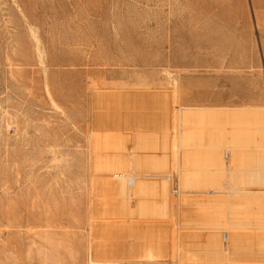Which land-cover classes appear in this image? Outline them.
<instances>
[{
	"label": "rangeland",
	"instance_id": "obj_1",
	"mask_svg": "<svg viewBox=\"0 0 264 264\" xmlns=\"http://www.w3.org/2000/svg\"><path fill=\"white\" fill-rule=\"evenodd\" d=\"M197 110L200 112L195 113ZM190 114L194 119L188 118ZM198 114L203 116L195 117ZM190 120L197 122L191 125ZM245 120L253 135L245 128ZM261 120L264 123V0H0V264H181V247L186 242L200 264H264L255 243L256 209L251 192L256 191V185L250 184L251 178L245 180L250 176L244 174L249 167L242 169L252 166L249 170L254 173L264 164V141L259 146L264 140ZM236 123L240 124L238 130ZM255 124L257 127L251 126ZM126 125L131 128L126 144L132 150L128 174L144 175L141 179L147 186L143 193L129 196L128 205L117 207L116 214L110 205L112 194L102 182L108 179L104 166L109 148L105 145L97 155L94 140L97 133H107L101 132L104 126L106 131H121ZM225 132H233V139ZM246 134L252 138H245ZM135 135H143L149 142V152L142 154L136 149ZM185 137L187 142L188 137H195L190 141L197 147L190 141L185 144ZM259 137L263 139L259 141ZM197 138L210 143L206 146L203 141L205 146H201ZM235 138L238 144L229 147L226 141ZM235 144L245 147L238 149ZM184 146L190 148H186L188 155L193 154L185 166L193 168L185 173L178 160ZM255 149L261 150V155L256 157ZM237 150L244 155H237ZM194 153L200 155L199 160L194 161ZM201 156L206 157H202L203 166L209 157L214 159L202 168ZM247 156L259 163L249 165ZM239 157L245 162L240 166L234 162L236 169L233 158L239 163ZM216 158L222 163H216ZM192 161L195 165L188 166ZM206 167L209 172L202 182L213 183L204 188L198 181L196 189L192 178L198 173L199 180L200 174L207 173ZM217 170L223 173L222 180L216 176L220 175ZM187 175L194 176H189L192 182L187 181ZM240 181L249 188L242 184L243 188ZM163 184L165 205L159 199ZM215 184L220 189L216 190ZM212 189L218 192L208 194ZM183 197L190 202L181 200ZM135 199L146 200L148 211H137L132 203ZM230 199L234 201L230 203ZM237 235L245 242L242 258L231 254L230 240ZM218 239L222 255L214 257L211 243ZM145 249H151L152 257L142 254Z\"/></svg>",
	"mask_w": 264,
	"mask_h": 264
},
{
	"label": "bare ground",
	"instance_id": "obj_2",
	"mask_svg": "<svg viewBox=\"0 0 264 264\" xmlns=\"http://www.w3.org/2000/svg\"><path fill=\"white\" fill-rule=\"evenodd\" d=\"M129 93H130V92H129ZM122 94H123V93H122ZM130 94H131V93H130ZM126 95H127V92H126ZM132 95H133V94H132ZM132 95H131V96H132ZM123 96H124V95H123ZM143 96H144V95H143ZM132 97H133V96H132ZM132 97H131V98H132ZM125 98H126V97L124 96V99H125ZM128 98H129V97H128ZM144 98H145V97H144ZM126 99H127V98H126ZM126 99H125V100H126ZM129 101H131V100H128V102H129ZM123 103H124V102H123ZM123 103H122V104H123ZM117 104H118V103H117ZM120 104H121V103H120ZM130 104H132V103H130ZM151 104H153V103H151ZM117 106H118V105H117ZM117 106H116V107H117ZM122 106H123V105H122ZM124 106H126V105L124 104ZM149 106H150V105H148V107H149ZM151 106H152V105H151ZM153 106H155V105L153 104ZM120 107H121V106H120ZM132 107H133V105H132ZM132 107L130 106V108H132ZM140 107H141V106H140ZM157 107H158V106H157ZM117 108H119V107H117ZM117 108H116V109H117ZM122 108H123V107H122ZM127 108H128V107H127ZM127 108H126V109H127ZM138 108H139V107H138ZM143 108H144V107H143ZM143 108H142V109H143ZM151 108H152V107H151ZM123 109H125V108H123ZM123 109H122V110H123ZM128 109H129V108H128ZM132 109H133V108H132ZM155 109H157V108H155ZM138 110H140V109H138ZM143 110H145V108H144ZM151 110H152V109H151ZM219 110H221V109H219ZM224 110H225V109H224ZM224 110H222V112H223ZM226 110H227V109H226ZM118 111H119V109H118ZM118 111H116V112H118ZM148 111H149V110H148ZM153 111H154V110H153ZM191 111H192V110H191ZM197 111H198V110H197ZM203 111H204V110H203ZM233 111H234V110H233ZM252 111H253V110H252ZM252 111H250L249 113H248L247 111H246V112H247L248 114H250ZM126 112H127V111H126ZM129 112H131V111L129 110ZM189 112H190V111H189ZM199 112H200V111L195 112V113H199ZM201 112H202V111H201ZM205 112H206V111H205ZM205 112H204V113H205ZM219 112H220V114H221V111H219ZM234 112H235V111H234ZM238 112H239V111H238ZM240 112L243 113L242 111H240ZM113 113H114V112H113ZM121 113H122V112H121ZM136 113H138V112H136ZM148 113H150V112H148ZM162 113H163V112H162ZM223 113H224V112H223ZM223 113H222V114H223ZM225 113H226V112H225ZM225 113H224V114H225ZM229 113H231L230 110H229ZM235 113H236V112H235ZM244 113H245V111H244ZM244 113H243V114H244ZM253 113H255V112L253 111ZM116 114H117V113H116ZM129 114L131 115V113H129ZM140 114H141V110H140ZM140 114L138 113V115H140ZM143 114L145 115V113L142 112V115H143ZM146 114H147V113H146ZM193 114H194V112H193ZM202 114H203V113H202ZM206 114H207V113H206ZM211 114H212V113H211ZM216 114H217V113H215V115H216ZM222 114H221V115H222ZM226 114H228V113H226ZM226 114H225V115H226ZM232 114H234V113H232ZM236 114H238V113H236ZM236 114H234L233 116L236 117ZM243 114H242V115H243ZM248 114H247V115H248ZM107 115H108V114H107ZM111 115H112V113H111ZM125 115H126V114H125ZM190 115H192V114H190ZM190 115H189L188 118H189V119H192V118L194 119L193 115H192V117H191ZM195 115H197V114H195ZM195 115H194V116H195ZM198 115H199V114H198ZM215 115H214V116H215ZM225 115H224V117H226ZM113 116H115V114H113ZM122 116H124V115H122ZM132 116H133V115H132ZM162 116H163V115H162ZM164 116H165V114H164ZM201 116H203V115H199V116H195V117H199V118H200ZM204 116H205V115H204ZM216 116H217V115H216ZM233 116H231V117L233 118ZM238 116H239V115H238ZM238 116H237V117H238ZM245 116H246V114H245ZM251 116H252V115H251ZM254 116H255V115H254ZM260 116H261V115H260ZM107 117H109V116H107ZM110 117H111V116H110ZM127 117H128V115H127ZM127 117H125V118H127ZM129 117H130V116H129ZM129 117H128V118H129ZM135 117H136V116H135ZM141 117H142V116H140V118H141ZM145 117H146V116H145ZM190 117H191V118H190ZM206 117H207V116H206ZM222 117H223V116H222ZM222 117L219 118V119L221 120ZM224 117H223V119H224ZM228 117H229V116H228ZM239 117H240V116H239ZM239 117H238V118H239ZM247 117H248V116H247ZM247 117H246V118H247ZM115 118H116V117H115ZM132 118H133V117H132ZM137 118H138V116H137ZM137 118H135V120H136ZM186 118H187V115H186ZM232 118H231V119H232ZM238 118H237V120H238ZM243 118H244V115H243ZM243 118H242V119H243ZM246 118H245V119H246ZM248 118H250V117H248ZM109 119H111V118H109ZM117 119H118V118H117ZM117 119H116V120H117ZM122 119H124V118L122 117ZM122 119H121V120H122ZM130 119H131V117H130ZM162 119H164V118H162ZM162 119H161V120H162ZM167 119H168V117H167ZM189 119H188V120H189ZM195 119H196V118H195ZM204 119H205V118H204ZM215 119H216V118H215ZM226 119H227V117H226ZM226 119H225V120H226ZM233 119H236V118H233ZM255 119H257V118H255ZM119 120H120V119H118V121H119ZM164 120H165V119H164ZM188 120H187V121H188ZM197 120H198V119H197ZM197 120H193V121L197 122ZM237 120H236V122H237ZM240 120H241V119L239 118L238 123H239ZM243 120H244V119H243ZM257 120H258V119H257ZM257 120H256V121H257ZM107 121H108V120H107ZM107 121H106V122H107ZM129 121H130V120H129ZM142 121H143V120H142ZM144 121H145V120H144ZM159 121H160V120H159ZM162 121H163V120H162ZM193 121L190 120V123H189V122H188V123L192 125V124H193V123H192ZM245 121H246V120H245ZM256 121H254V122H255L256 124H258V123H257L258 121H257V122H256ZM119 122H120V121H119ZM121 122H122V121H121ZM125 122H126V121H125ZM125 122H124V124H125ZM135 122H136V121H135ZM137 122H138V120H137ZM145 122H146V121H145ZM164 122H165V121H164ZM216 122H217V121H216ZM224 122H225V121H224ZM230 122H231V120H230ZM230 122H229V123H230ZM243 122H244V121H243ZM250 122H251V121H250ZM252 122H253V121H252ZM252 122H251V124H254V122H253V123H252ZM259 122H261V124L263 123L262 120L259 121ZM117 123H118V122H117ZM117 123H116V124H117ZM122 123H123V122H122ZM126 123H127V122H126ZM141 123H142V122H141ZM141 123H140V125H141ZM161 123H162V122H161ZM188 123H187V125H186L187 128L190 127V126L188 125ZM233 123H234V120H233ZM240 123H242V122H240ZM248 123H249V122H248ZM100 124H101V123H100ZM111 124H112V123H111ZM111 124H110V126H111ZM119 124H120V123H119ZM127 124H128V123H127ZM129 124H130V123H129ZM132 124H133V121H132ZM138 124H139V123H138ZM143 124H146V123H143ZM163 124H164V123H163ZM166 124H167V123H166ZM244 124H245V128H248V129H249L248 126H250V125H249L250 123L247 124V121H246ZM244 124H243V126H244ZM256 124H255V125H251V126L254 127V126H256ZM263 124H264V123H263ZM263 124H262V125H263ZM113 125H114V123H113ZM122 125H123V124H122ZM130 125H131V124H130ZM155 125H156V124H155ZM159 125H160V124H159ZM159 125H158V126H159ZM179 125H180V124H179ZM219 125H220V124H219ZM222 125L224 126L225 123L222 124ZM238 125H240V124H237V123L235 124V127L237 128V130L240 129L239 127H237ZM106 126H107V125H106ZM108 126H109V125H108ZM123 126H124V125H123ZM128 126H129V125H126L125 128L123 127L124 129H123V128L120 129L121 131L116 130L115 127H113V128H115L116 131H115V130H112V129H110V128H109V129H110L109 131H108V130L106 131V130H103V128H105V126H104L103 128H101V129H102L101 132L103 131V132H107V133H100V132L97 133V135H95L96 138H95V140H94V141H95L94 149H95V153H96L97 155H99V154L102 152V149L105 147V145L109 148V157H108V162H107L108 164H107L106 166H104V167H106V168L104 169V173H107V174H108V179H106V180H104V181H102V182H103V186H104V187L107 186V190L110 191V193L112 194L113 199L110 201V205L112 206L113 211H114V213H116V214H117V211H118L121 207L123 208V206L125 207L126 204L128 205L129 196L134 195V197H135V195H137V194H139V193H143V192L145 191V189H146V186H147V183H146L147 181L145 182L143 179H141L144 175L141 176V174H139V175H140V176H139L138 173H137V175L128 174L129 163H130L131 158H132V153H131L132 150L130 151V150L128 149V147H127V144H126L127 137H128V134H127V133H128V131H130V129H131L130 126H129V127H128ZM135 126H136V124H135ZM138 126H139V125H138ZM142 126H144V125H142ZM142 126H141V127H142ZM146 126H147V125H146ZM146 126H145V128H146ZM152 126H153V124H152ZM161 126H162V125H161ZM198 126H199V125H198ZM223 126H222V127H223ZM232 126H234V125H230L229 128H231ZM260 126H261V125H260ZM121 127H122V126H121ZM147 127H148V126H147ZM159 127H160V126H159ZM162 127H163V126H162ZM167 127H168V126H167ZM194 127H195V126H194ZM194 127H191V128L194 129ZM235 127H234V128H235ZM256 127H257V126H256ZM256 127H255V128H256ZM107 128H108V127H106V129H107ZM119 128H120V127H119ZM132 128H133V127H132ZM150 128H151V127H150ZM152 128H154V127H152ZM152 128H151V129H152ZM195 128H196V127H195ZM198 128H199V127H198ZM214 128H216V127H214ZM226 128H227V126H226ZM226 128H225V129H226ZM234 128H233V129H234ZM241 128H242V127H241ZM262 128H264V127H262ZM262 128H260V129H262ZM117 129H118V128H117ZM142 129H143V128H142ZM146 129H147V128H146ZM146 129H145L144 131H146ZM154 129H155V128H154ZM156 129H157V128H156ZM156 129H155V130H156ZM165 129H166V128H165ZM211 129H212V128H211ZM231 129H232V128H231ZM231 129H230V130H231ZM233 129H232V130H233ZM251 129H252V128H251ZM260 129H259V130H260ZM98 130H99V129H98ZM135 130H136V129H135ZM137 130H138V128H137ZM140 130H141V128H140ZM163 130H164V129H163ZM163 130H162V132H163ZM185 130H187V129H185ZM199 130H201V129L199 128ZM220 130H221V129H220ZM222 130H223V129H222ZM222 130H221V131H222ZM230 130H229V131H230ZM232 130H231V131H232ZM252 130L254 131V129H252ZM147 131H151V130H148V129H147ZM147 131H146V132H147ZM156 131H157V130H156ZM156 131H154V132H156ZM159 131H161V130L159 129ZM187 131H189V128H188ZM191 131H192V130H191ZM203 131H204V129H203ZM205 131H206V129H205ZM226 131H227V129H226ZM235 131H236V130H235ZM243 131H244V128H243ZM256 131H258V130L256 129ZM256 131H255V133H256ZM260 131H261V130H260ZM130 132H131V131H130ZM137 132H138V131H137ZM141 132H143V131H141ZM164 132H165V130H164ZM192 132H193V131H192ZM195 132H196V131L194 130L193 134H195ZM200 132H202V130H201ZM233 132H234V130H233ZM233 132H231L232 134H230V132H228V133L225 132V135H227V134L229 135V134H230L229 137H231V135H233V134L235 133V132H234V133H233ZM236 132H237V131H236ZM241 132H242V129H241ZM241 132H239V133H241ZM245 132L247 133L248 131H245ZM251 132H252V131H250V129H249V133H250V134H251ZM138 133H139V132H138ZM147 133H148V132H147ZM157 133H158V132H157ZM157 133H156V134H157ZM189 133H190V131H189ZM189 133H187L188 136H189ZM206 133H208V132L206 131ZM206 133H205V134H206ZM213 133H214V132H213ZM217 133H218V132H217ZM237 133H238V132H237ZM237 133H236V134H237ZM239 133H238V134H239ZM257 133H258V132H257ZM262 133H263V130H262ZM262 133H261V135H262ZM103 134H105V136H104ZM136 134H137V133H136ZM142 134H143V133H142ZM149 134H150V132H149ZM160 134H161V133H160ZM190 134H191V133H190ZM205 134L203 133L202 135L206 136ZM215 134H216V133H215ZM219 134L222 135L223 132H222V134H221V133H219ZM236 134H235V135H236ZM238 134H237V135H238ZM250 134H246L244 137L246 138L247 135H248L249 137H250L251 135H253V134H251V135H250ZM150 135H151V134H150ZM150 135H149V136H150ZM152 135H153V134H152ZM157 135H158V134H157ZM166 135H167V134H166ZM185 135H186V133H185ZM209 135H211V134H209ZM225 135H224V136H225ZM237 135H236V136H237ZM243 135H244V133L241 135V137H242ZM254 135H255V134H254ZM256 135H257V134H256ZM259 135H260V133H259ZM261 135H260V136H261ZM145 136H146V134H145ZM167 136H168V135H167ZM178 136H179V133H178ZM186 136H187V135H186ZM194 136H196V135H194ZM198 136H200V134H199ZM204 136H202V138H203ZM207 136H208V134H207ZM207 136H206V137H207ZM236 136H234V137H236ZM162 137H163V134H162ZM196 137H197V136H196ZM206 137H205V138H206ZM218 137H219V136H218ZM221 137H223V135H222ZM262 137H263V136H262ZM262 137H259L258 140L261 139ZM150 138H151V137H150ZM192 138H195V137H191V138L188 137V142L190 141V139H191V140H194V139H192ZM210 138H211V137H210ZM210 138H209V139H210ZM212 138H213V137H212ZM231 138L233 139V136H232ZM231 138H230V139H231ZM236 138H237V137H236ZM236 138H235L234 140H232V142H228V141H226L227 143H229V145H228L229 147H231V144H232V143H237V142H234V141L236 140ZM251 138H252V136H251ZM263 138H264V137H263ZM263 138H262V139H263ZM152 139H153V138H152ZM162 139L164 140V138H162ZM166 139H168V138L166 137ZM185 139H186L185 144H186V143H187V144L190 143V145H194L193 142L191 143V141L188 143L186 137H185ZM197 139H198V138H197ZM221 139H223V138H221ZM221 139H220V140H221ZM228 139H229V138H228ZM228 139H227V137H225V140H228ZM238 139H241L240 136L238 137ZM238 139H237V140H238ZM248 139H250V138H248ZM248 139H247V141L249 142ZM253 139H257V136H255V138H253ZM160 140H161V139H160ZM163 140H162V141H163ZM206 140H207V138H206ZM220 140H219V141H220ZM237 140H236V141H237ZM241 140H244V139H241ZM241 140H239L238 142H240ZM258 140H257V141H258ZM128 141H129V140H128ZM135 141H136V143H135V144H136V149H138V151L142 150V152H141L142 154L145 153V152H147V151L149 150V149H148L149 146H150V145L148 146V143H149V142H148V141H147L148 143L145 142L146 140H145V138L143 137V135H142V136H141V135H137V136L135 135ZM151 141H152V140H151ZM167 141H168V140H167ZM196 141H197V140H196ZM200 141H201V140L198 139V142H199V143H200ZM203 141H204V140L202 139L201 143H202ZM211 141L213 142V140H211ZM229 141H231V140H229ZM257 141H256V143H257ZM259 141H260V140H259ZM262 141H264V140H261V141L259 142V146L262 145V144H260V143H262ZM133 142H134V141H133ZM157 142H158L159 144L164 143V142H161V141H160L161 143H160L159 141H157ZM194 142H195V141H194ZM198 142H197V143H198ZM206 142H207V141H204L205 145H206ZM245 142H246V139H245ZM199 143H198V144H199ZM208 143H210V142L208 141L207 144H208ZM216 143H218V142H216ZM216 143H215V144H216ZM230 143H231V144H230ZM241 143H242V141H241ZM243 143H244V142H243ZM243 143H242V144H243ZM251 143H252V140H251ZM253 143H254V140H253ZM153 144H154V143H153ZM164 144H165V143H164ZM198 144H197V145H198ZM237 144H238V143H237ZM237 144H235V145H237ZM242 144H241V145H242ZM246 144H247V142H246ZM108 145H109V146H108ZM165 145H166V144H165ZM190 145H188V146H190ZM202 145H204V144L202 143L201 146H202ZM205 145H204V146H205ZM209 145H210V144H209ZM241 145H237V148H238V146H241ZM252 145H254V144H252ZM252 145H251V146H252ZM255 145H256V144H255ZM257 145H258V144H257ZM160 146H161V145H160ZM194 146L197 147L196 145H194ZM204 146L202 147L203 149H204ZM206 146H207V145H206ZM213 146H214V144H213ZM216 146H219V145H216ZM221 146H222V145H221ZM242 146H243V145H242ZM248 146L251 147L250 145H248ZM248 146H247V147H248ZM259 146H258V147H259ZM158 147H159V146H158ZM190 147H191V146H190ZM192 147H193V146H192ZM209 147H210V146H209ZM209 147H208V149H209ZM222 147H223V146H222ZM232 147H235V146H232ZM243 147H245V145H244ZM254 147H255V146H254ZM254 147H253V148H254ZM258 147H256L257 150L259 149ZM260 147H262V146H260ZM263 147H264V145H263ZM150 148H151V147H150ZM154 148H155V147H154ZM156 148H157V147H156ZM161 148H162V146H161ZM164 148H165V146H164ZM186 148H188V147H185V146L182 147V150H181V152H180V157H179V159H178V160H181V162H182V164H181V166H182V171H181V172H183V171H185V170H189L190 168H193V165H191V164H194L193 161H192L193 163H192V162H191V163H188V164H189L188 166H190V165H191V166L188 167L189 169H188V168L186 169L185 166H186V163H187V161H188L187 158H188V157H191V155H193V154H191L192 151L190 152L191 155H190V154L188 155V152H189V151H187ZM193 148H194V147H193ZM200 148H201V147H200ZM200 148H199V149H200ZM215 148H216V147H215ZM220 148H221V147H220ZM225 148L227 149V145H226ZM240 148H241V147H240ZM251 148H252V147H251ZM253 148H252V149H253ZM139 149H140V150H139ZM151 149H152V148H151ZM151 149H150V150H151ZM188 149H190V148H188ZM194 149H195V148H194ZM196 149H197V151H198V148H196ZM196 149H195V150H196ZM218 149H219V148H218ZM233 149H235V148H233ZM238 149H239V148H238ZM241 149H242V148H241ZM246 149H247V148H246ZM260 149H261V148H260ZM262 149H263V148H262ZM195 150H193V151H195ZM204 150H205V149H204ZM212 150H213V149H212ZM221 150H222V149H221ZM136 151H137V150H136ZM152 151H153V150H152ZM158 151H159V150H158ZM158 151H157V153H158ZM160 151H161V150H160ZM210 151H211V150H210ZM214 151H215V150H214ZM232 151H233V150H232ZM246 151H247V150H246ZM250 151H251V150H250ZM255 151H256V149H255ZM148 152H149V151H148ZM154 152H155V151H154ZM163 152H164V151H163ZM200 152H201V151H200ZM205 152H207V151H204V153H205ZM215 152H217V151H215ZM221 152H222V151H221ZM223 152H224V150H223ZM235 152H236V151H235ZM237 152H238V150H237ZM241 152H244V151H241V150H240V153H241ZM256 152H257V153H254V151H252V152H250V153H251L250 155H253V153H254V155H255V154H256V155H257V154H260V155H261V152H262V151L260 150V151H259L260 153H258V151H256ZM135 153H136V152H135ZM138 153H139V152H138ZM138 153H137V154H138ZM141 153H140V154H141ZM161 153H162V152H161ZM165 153H166V152H165ZM165 153H164V154H165ZM197 153H198V152H197ZM204 153H202L201 155H203ZM209 153H210V152H209ZM212 153H213V154H211V155L215 156V154H214L213 151H212ZM219 153H220V152H219ZM240 153L238 152L237 155H240ZM248 153H249V152H248ZM142 154H141V155H142ZM152 154H153V153H151V155H152ZM230 154H232V153L230 152ZM234 154H235V153L233 152V155H234ZM242 154H243V153H241V155H242ZM245 154H246V153H245ZM147 155H148V154H147ZM147 155H144V156H147ZM149 155H150V154H149ZM151 155H150V156H151ZM159 155H160V154H158V156H159ZM195 155H196V153H194V156H195ZM205 155H206V154H205ZM208 155H209V154H208ZM233 155H232V156L230 155V156H231V157H234ZM237 155H236V156H237ZM241 155H240V156H241ZM243 155H244V154H243ZM256 155H255V156H256ZM262 155H263V156H262V159H261V160H264V158H263V157H264V153H263ZM153 156H154V155H153ZM155 156H157V154H156ZM198 156H200V155L197 154V156H195V157L197 158ZM209 156H210V155H209ZM209 156H208V157H209ZM213 156H211V157L214 159ZM216 156H217V155H216ZM220 156H221V155H220ZM222 156H223V155H222ZM245 156H246V155H245ZM245 156H244V157H245ZM255 156H254V158L257 157V156L255 157ZM138 157H139V156H138ZM138 157H137V159H138ZM140 157H141V156H140ZM163 157H164V156H163ZM202 157H203V156H201V158H200V159H201V160H200V161H201V165H202ZM206 157H207V155H206ZM206 157H203V158H206ZM242 157H243V156H242ZM248 157H249V156H247V157L245 158V160H247ZM251 157H252V156H251ZM145 158H146V157H145ZM154 158H155V157H154ZM165 158H166V156H165ZM198 158H199V157H198ZM198 158L195 159L194 161L199 160ZM212 158H210V157L208 158V159H210V160H209L210 162L213 161V160H211ZM217 158H218V157H217ZM217 158H216V159H217ZM249 158H250V157H249ZM259 158H260V157H258L257 159H259ZM135 159H136V158H135ZM140 159H143V157H141ZM147 159H148V158H146V160H147ZM149 159H151V157H150ZM156 159H157V158H156ZM156 159H155V160H156ZM158 159H160V158H158ZM163 159H164V158H163ZM163 159H162L161 161H163ZM188 159H189V158H188ZM193 159H194V157H193ZM208 159H205V160H208ZM216 159H215L214 161H217L219 158H218L217 160H216ZM230 159H232V158H230ZM237 159H238V158H236V159L233 158L234 161H233V164H232V165H234V162H235V164H239V166H240L241 159H240V157H239V161H238L239 163H237V162L235 161V160H237ZM242 159H243V158H242ZM251 159H253V157H252ZM251 159H250V160L248 159L249 161L247 160L248 162H250L249 165H253V164H254L253 162H256V159L253 160L252 162H251ZM132 160H133V159H132ZM151 160H153V159H151ZM190 160H191V159H190ZM205 160H204V161H205ZM243 160H244V159H243ZM245 160L242 161L241 163L245 162ZM261 160H260V165H261ZM144 161H145V159H144ZM147 161H148V160H147ZM156 161H157V160H156ZM158 161H159V160H158ZM164 161H166V159H165ZM164 161H163V162H164ZM200 161H197V162L200 163ZM204 161H203V163H204ZM209 161L206 162V163L209 164ZM229 161H230V160H229ZM231 161H232V160H231ZM231 161H230L229 163H231ZM138 162H140V161L138 160ZM141 162H143V161H141ZM145 162H146V161H145ZM167 162H168V161H167ZM219 162L222 163V162L219 161V160H218V162H216V163L219 164ZM248 162H247V163H248ZM143 163H144V162H143ZM150 163H152V161H151ZM150 163H149V164H150ZM153 163H155V165H156V162H153ZM206 163H204V164H205L204 166H206ZM212 163H213V162H212ZM251 163H253V164H251ZM258 163H259V161H257V162L255 163V166H256ZM263 163H264V161H263ZM263 163H262V164H263ZM145 164H148V162L145 163ZM145 164H144V165H145ZM158 164H159V162H158ZM165 164H166V163H165ZM178 164H180V163H178ZM196 164H197V163H196ZM218 164H215V163H214L215 166H216V165L219 166ZM244 164H245V163H244ZM151 165H152V164H151ZM194 165H195V164H194ZM201 165H199V166H201ZM210 165H213V164H210ZM214 165H213V166H214ZM260 165H259V166H260ZM138 166H140V165H138ZM141 166L143 167L142 163H141ZM141 166H140V167H141ZM157 166H158V165H157ZM157 166H155V167H157ZM163 166H164V163H163ZM163 166H162V167H163ZM179 166H180V165H179ZM196 166H198V165H196ZM196 166H195V167H196ZM199 166H198V168H200V169L204 168L203 165H202L203 167L201 166L202 168L199 167ZM213 166H212V167H213ZM217 166H216V167H217ZM229 166H230V165H229ZM234 166H235V167H234ZM234 166H233L234 168L237 167L236 169H239L237 165H234ZM242 166H244V165H241V167H242ZM253 166H254V165H253ZM147 167H149V166L147 165ZM153 167H154V166H151L150 169H154V168H155V167H154V168H153ZM162 167H161V168H162ZM208 167H210V166H208ZM212 167H211V168H212ZM221 167H222V166H221ZM230 167H232V166H230ZM230 167H229V168H230ZM241 167H240V169H241ZM248 167H249V169L252 168V166H245V167H243L242 169L244 170V169H246V168H248ZM250 167H251V168H250ZM138 168H139V167H138ZM143 168H144V167H143ZM145 168H146V165H145ZM166 168H168V167H166ZM170 168H171V167H170ZM179 168H180V167H179ZM196 168H197V167H196ZM198 168L196 169L195 172H198ZM211 168H210V169H211ZM218 168H219V167H218ZM257 168H259L258 171L255 170L254 173L251 172V170H249V169L246 170L248 173L245 171L244 174L246 173L247 175H250V176L248 177L247 175H245L244 178H246V177L249 178L248 180L245 179L246 181H249L250 178H251V180H250V184L252 183L251 181H253V183L256 185V188H255V186H254V188L256 189V191H254V192L252 191V192H251L252 194H254V199H253V200H254V206H255L254 208L256 209V213H254V214H256V215H255L256 217H255V216H254V217H255V220H256V229H257L255 243H256V246H257V251H258V253L260 254L259 257L261 258L262 263H264V164H263V166L261 165L260 167L257 166L256 169H257ZM102 169H103V168H102ZM135 169H137V168H135ZM148 169H149V168H148ZM159 169H160V168H159ZM194 169H195V168H194ZM205 169H206V171H207L208 168L206 167ZM205 169H204V170H205ZM213 169L215 170V169H217V168H214V167H213ZM213 169H212V171H213ZM219 169H221V168H219ZM219 169H218V170H219ZM236 169H235V170H236ZM242 169H241V170H242ZM253 169H254V168H253ZM137 170H138V169H137ZM155 170H156V169H155ZM164 170H165V169H164ZM218 170H217L216 172H217V174H220V173H218ZM228 170H229V169H228ZM230 170H232V169H230ZM241 170H240V172H241ZM243 170H242V171H243ZM139 171H140V170H139ZM139 171H138V172H139ZM142 171H143V170H142ZM144 171H145V170H144ZM149 171H150V170H149ZM149 171H148V172H149ZM158 171H159V170H158ZM162 171H163V170H162ZM168 171H169V170H168ZM191 171H193V173H194V170H193V169L190 170V172H191ZM222 171H223V170H222ZM233 171H234V170H233ZM140 172H141V171H140ZM148 172H147V173H148ZM150 172H152V171H150ZM164 172H165V171H164ZM208 172H209V170L207 171V173H205V172L202 173V172H201L202 174H200L201 176H200L199 178H200V179H201V177L203 178V176H204L205 174H208ZM214 172H215V171H214ZM214 172H213V174H214ZM216 172H215V173H216ZM231 172H232V171H231ZM231 172L229 173V174H231V175H230V179L232 178V173H231ZM237 172H238V171H237ZM250 172L253 173V174H249ZM147 173H145V174H147ZM157 173H158V172H157ZM179 173H180V172H179ZM183 173H185V172H183ZM188 173H189V172H187V174H188ZM198 173H199V172H198ZM198 173H195V174H197V175L195 176V178H192V177H194V176L189 175V176H191V178L193 179V181L195 180L194 183L196 182V185L193 184L195 188H196V186H198V185H197L198 181H200V183H204V182H202V180H204V178L201 179V180H200V179H199V180L197 179V181H196V178H198V177H197V176H198ZM143 174H144V173H143ZM189 174H190V173H189ZM213 174H211V175H213ZM237 174H238V173H237ZM237 174H236V175H237ZM240 174H241L242 176H244V175H243V172L240 173ZM147 175H148V174H147ZM183 175L185 176V174H183ZM222 175H223V173H222ZM222 175L220 174V175H216V176H218V177L221 176L220 178H221V180H222ZM227 175H228V174H227ZM233 175H235V174H233ZM98 176H101V175H98ZM145 176H146V175H145ZM148 176H149V175H148ZM150 176H151V175H150ZM152 176H155V175H152ZM156 176H157V175H156ZM158 176H159V175H158ZM181 176H182V175H181ZM181 176H180V177H181ZM187 176H188V175H187ZM189 176H188V178H187V181H190V179H189L190 177H189ZM205 176H206V175H205ZM207 176L211 177L210 175H207ZM213 176H214V175H213ZM237 176H238V175H237ZM237 176H235V177L238 178ZM239 176H240V175H239ZM180 177H179V178H180ZM214 177H215V176H214ZM218 177H217V178H218ZM233 177H234V176H233ZM144 178H145V177H144ZM217 178H216V180H217ZM240 178H241V176H240ZM244 178H243V179H244ZM206 179H207V177H206ZM206 179H205V180H206ZM234 179H235V178H234ZM150 180H152V179H150ZM150 180H149V181H150ZM156 180H157V179H156ZM165 180H166V179H165ZM209 180H210V179H208L207 181H209ZM216 180H214V182H215ZM221 180H220V181H221ZM231 180H233V179H231ZM236 180H237V179H236ZM236 180H235V181H236ZM152 181H153V180H152ZM160 181H161V180H160ZM163 181H164V180H163ZM207 181H206V182H207ZM246 181H245V182H246ZM168 182H169V180H168ZM190 182H192V180H191ZM190 182H188V183H189L188 185H190V184L192 185V183H190ZM217 182H219V181H217ZM231 182H232V181H231ZM233 182H234V181H233ZM148 183H150V182H148ZM152 183H153V182H152ZM159 183H160V182H159ZM208 183H209V182H208ZM212 183H213V181H212ZM212 183H211V181H210V183H209L208 185H210V184L212 185ZM234 183H235V182H234ZM240 183H241V184H240L241 186H242V184H243V186L245 185L244 182L242 183V182L240 181ZM150 184H151V183H150ZM164 184H166V183H164ZM164 184H163V188H161V190H159V192H160V193H159V195H160V198H159V199H160L161 203L165 205L166 202H167V191H166V188H165ZM198 184H199V183H198ZM204 184H205V183H204ZM236 184H237V183H236ZM238 184H239V182H238ZM238 184H237V185H238ZM254 184H253V185H254ZM97 185H98V184H97ZM155 185H156V184H155ZM168 185H169V184H168ZM193 185H192V186H193ZM206 185H207V184L204 185V188H206V187L208 186V185H207V186H206ZM221 185H223V184H221ZM231 185H233V184L230 183L229 187H230ZM240 185H239V187L241 188ZM251 185H252V184H251ZM160 186H161V184H160ZM200 186H202V184H201ZM205 186H206V187H205ZM215 186L217 187L218 185L215 184ZM234 186H236V185H234ZM243 186H242V187H243ZM148 187H149V186H148ZM148 187H147V188H148ZM150 187H151V186H150ZM155 187H156V186H155ZM194 187H193V188H194ZM220 187H221V186L219 185V186L216 188V190H217L218 188L220 189ZM222 187H223V186H222ZM224 187H225V186H224ZM224 187H223V188H224ZM232 187H233V186H231L230 188L232 189ZM239 187H238V188H239ZM244 187H248V186H244ZM244 187H243V188H244ZM250 187H252V186H250ZM188 188H189V186H188ZM195 188H194V189H195ZM199 188H200V187H199ZM202 188H203V186H202ZM207 188H208V187H207ZM209 188H210V186H209ZM212 188H215V187L212 186ZM240 188H239V189H240ZM243 188H242V190H243ZM248 188H249V187H248ZM151 189H152V188H151ZM196 189H198V188H196ZM231 189H229V190H231ZM233 189H234V188H233ZM149 190H150V189H149ZM201 190H202V189H201ZM203 190H205V189H203ZM210 190H211V189H210ZM229 190H228V191H229ZM235 190H236V189H235ZM225 191H226V189H225ZM96 192H98L97 187H96ZM157 192H158V191H157ZM204 192H205V191H204ZM216 192H218V191H216ZM216 192L213 191V189H212V191H209V190H208V194H211V195H212V194H215ZM238 192H240V191H238ZM243 192H244V191H243ZM152 193H153V192H152ZM155 193H156V192H155ZM206 193H207V192H206ZM221 193H224V194H225L226 192H222V191H221ZM229 193H230V192H229ZM231 193H232V191H231ZM231 193H230V194H231ZM234 193L236 194L237 192L234 191ZM234 193H233V194H234ZM245 193H246V192H245ZM249 193H250V192H249ZM251 193H250V194H251ZM218 194H219V193H218ZM230 194H229V195H230ZM238 194H239V193H238ZM240 194H241V193H240ZM140 195H141V194H140ZM144 195H145V194H144ZM211 195H210V196H211ZM242 195H243V194H242ZM246 195H247V194H246ZM180 196H181V195H180ZM180 196H179V197H180ZM205 196H206V195H205ZM210 196H209V197H210ZM213 196H214V195H213ZM221 196L223 197V195H221ZM186 197H187V196H186ZM207 197H208V196H207ZM217 197H218V196H217ZM222 197H221V198H222ZM136 198H137V197H136ZM214 198H215V197H214ZM224 198H225V197H224ZM147 199H148V198H147ZM183 199L186 200V201H189V200H190V198L188 199V198H185V197L181 198V200H183ZM203 199H204V198H203ZM203 199H202V200H203ZM207 199H208V198H207ZM207 199H206V200H207ZM222 199H223V198H222ZM231 199H232V198H231ZM231 199H230V200H231ZM238 199H239V198H238ZM238 199H237V201H239ZM246 199H247V198H246ZM246 199H245V200H246ZM150 200H151V199H150ZM191 200H192V198H191ZM193 200H195V199L193 198ZM196 200H198V199H196ZM196 200H195V201H196ZM211 200H212V198H211ZM214 200H215V199H214ZM216 200H217V198H216ZM235 200H236V198H235ZM249 200H250V199H248L247 201H249ZM198 201H199V200H198ZM198 201H197V202H198ZM207 201H208V200H207ZM212 201H213V200H212ZM217 201H218V200H217ZM219 201H220V200H219ZM224 201H225V200H224ZM228 201H229V200H228ZM233 201H234V200H231V201H229V202L232 203ZM242 201H243V200H242ZM251 201H252V200H251ZM251 201H250V202H251ZM189 202H190V201H189ZM203 202H204V201H202V203H203ZM235 202H236V201H235ZM132 203H133V207L135 206V208H136L137 211H140V212H143V213H145L146 211H148V209H149V205H150L146 200H143V199H138V200L135 199L134 201H132ZM207 203H208V202H207ZM207 203H206V204H207ZM238 203H239V202H238ZM252 203H253V202H252ZM203 204H204V203H203ZM203 204H202V206H203ZM207 205H208V204H207ZM218 205H219V204H218ZM233 205H234V204H233ZM233 205H232V206H233ZM185 206H187V203H186ZM208 206H210V205H208ZM208 206H207V208H209ZM211 206H212V205H211ZM117 207H119V209L116 211ZM189 207H190V206H189ZM213 207H214V206H213ZM215 207H217V206H215ZM230 207H231V206H230ZM196 208H197V207H196ZM217 208H218V207H217ZM231 208H232V207H231ZM231 208H230V209H231ZM125 209H126V208H125ZM191 209H192V208H191ZM202 209H203V207H202ZM212 209H213V208H212ZM221 209H222V208H221ZM126 210H127V209H126ZM187 210H188V209H187ZM187 210H186V207H185V211H187ZM197 210H198V208H197ZM199 210H200V209H199ZM204 210H206V208H205ZM208 210H209V209H208ZM217 210L220 211V209H217ZM115 211H116V212H115ZM215 211H216V210H215ZM221 211H222V210H221ZM118 212H119V211H118ZM120 212H121V211H120ZM123 212H124V211H123ZM123 212H122V213H123ZM127 212H128V211H126V213H127ZM191 212H192V211H191ZM201 212H202V211H201ZM206 212H207V211H206ZM135 213H136V212H135ZM188 213H190V212H188ZM203 213H204V212H203ZM207 213H208V212H207ZM207 213H206V214H207ZM221 213H222V212H221ZM230 213L232 214V212H230ZM116 214H115V215H116ZM137 214H138V213H137ZM137 214H136V215H137ZM119 215H120V214H119ZM124 215H125V214H124ZM124 215H123V216H124ZM221 215H222V214H221ZM228 215H229V217L231 216L230 214H228ZM233 215H234V214H233ZM250 215H251V214H250ZM123 216H122V217H121V216H112V217H115L116 220H117V219L120 220V218H123ZM126 216H127V215H126ZM134 216H135V215H134ZM189 216H190V215H189ZM196 216H197V215H196ZM201 216H202V215H201ZM238 216H239V215H238ZM238 216H237V217H238ZM240 216H241V215H240ZM246 216H247V214H246ZM145 217H146V216H145ZM157 217H158V216H157ZM194 217H195V216H194ZM125 218H126V217H125ZM136 218H138V217H136ZM248 218H249V217H248ZM251 218H252V217H251ZM150 219H151V218H150ZM153 219H154V218H153ZM228 219H229V218H228ZM233 219H234V218H233ZM253 219H254V218H253ZM116 220H115V221H116ZM119 220L116 221V222H117V223L120 222ZM122 220H123V219H122ZM147 220H148V219H147ZM207 220H208V219H207ZM207 220H206V221H207ZM218 220H219V219H218ZM229 220H231V219H229ZM229 220H228V221H229ZM115 221H114V223H115ZM126 221H127V220H126ZM132 221H134V220H132ZM136 221H137V219H136ZM141 221H142V220H140V222H141ZM144 221H145V220H144ZM166 221H167V220H166ZM166 221H165V222H166ZM233 221H235V220H233ZM247 221H249V220H247ZM247 221H246V222H247ZM121 222H124V221H121ZM148 222H149V221H148ZM151 222H152V221H151ZM229 222H230V221H229ZM111 223H112V222H111ZM128 223H129V222H128ZM130 223H131V222H130ZM142 223H143V222H142ZM145 223H146V221H145ZM235 223H236V222H235ZM120 224H121V223H120ZM123 224H124V223H123ZM125 224H126V223H125ZM95 225H99V226H100V225H102V223H101V222H99V223L96 222ZM116 225H117V224H116ZM128 225H129V224H128ZM128 225H127V226H128ZM135 225H136V224H135ZM227 225H228V223H227ZM118 226H119V225H118ZM122 226H123V225H122ZM125 226H126V225H125ZM136 226H138V225H136ZM140 226H141V225H140ZM140 226H139V227H140ZM123 227H124V226H123ZM133 227H134V226H133ZM150 227H151V226H150ZM221 227L224 228V225L221 226ZM225 227H226V226H225ZM130 228H131V227H130ZM130 228H129V229H130ZM140 228H141V227H140ZM152 228H153V227H152ZM155 228H156V227H155ZM207 228H209V227L207 226ZM207 228H206V229H207ZM229 228H230V227H229ZM135 229H136V228H135ZM135 229H134V230H135ZM138 229H139V228H138ZM219 229H220V227H219ZM221 229H222V228H221ZM224 229H225V228H224ZM230 229H231V228H230ZM230 229H229V230H230ZM248 229H249V228H248ZM252 229H253V228H252ZM254 229H255V228H254ZM210 230H211V229H210ZM210 230H209V231H210ZM250 230H251V229H250ZM131 231H132V230H131ZM142 231H143V230H142ZM217 231H218V230H217ZM222 231H223V230H222ZM230 231H231V230H230ZM133 232H134V231H133ZM136 232H137V231H136ZM136 232H134V233H136ZM199 232H200V231H199ZM219 232H220V231H219ZM129 233H130V232H129ZM134 233H133V234H134ZM137 233H138V232H137ZM141 233H142V232H141ZM141 233H140V234H141ZM209 233H210V232H209ZM217 233H218V232H217ZM222 233H223V232H222ZM222 233H221V234H222ZM131 234H132V233H131ZM142 234H143V233H142ZM134 235H135V234H134ZM134 235H132V236H134ZM136 235H138V234H136ZM163 235H164V234H163ZM244 235H245V233H244ZM141 236H142V235H141ZM192 236H193V235H192ZM222 236H224V235L222 234ZM138 237H139V236H138ZM138 237H137V238H138ZM224 237H225V236H224ZM187 239H188V238H187ZM193 240H194V239H193ZM208 240H209V239H208ZM208 240H207V241H208ZM229 240H230V239H229ZM212 241H213V240H212ZM222 241H223V240H222ZM225 242H226V241H225ZM230 242H231V246H232V253H231L232 256H233L234 258H235L236 256H239V258H242V256H243V255H242L243 252L241 253V251H242L243 243H245V242H243V239H242L241 235H237L236 237H234V238L232 239V241L230 240ZM188 243H189V242H188ZM188 243L186 242V244L182 245V247H181L182 250L184 249V251H182L183 253H181V260H182V263H181V264H200L201 262L199 263L198 256L194 253V250L192 251V249H191L192 247H190V245H189ZM195 244H196V243H195ZM224 244H225V243H224ZM246 244H247V243H246ZM246 244H245V245H246ZM193 247H194V246H193ZM211 247L213 248L212 253H213L214 257H215V255H216V257H220V255H222V253H221V251H220V248H221L220 239L213 241V242L211 243ZM148 249H149V248H148ZM196 249H197V248H196ZM221 249H223V247H222ZM150 250H151V249H150ZM150 250H146V249H145V250H142V254H143L145 257H148V258H149V256L152 257V256H151V255H152V252H151ZM150 252H151V253H150ZM196 252H197V251H196ZM205 252H206V251H205ZM101 253H102V252H101ZM140 253H141V252H140ZM244 253H245V251H244ZM256 253H257V252H256ZM201 254H202V253H201ZM158 256H159V255H158ZM208 256H209V255H208ZM217 259H218V258H217ZM219 259H220V258H219ZM255 260H256V259H255ZM212 261H213V260H212ZM215 261H216V260H215ZM257 262H258V261H257ZM215 263H216V262H215ZM217 263H218V262H217ZM217 263H216V264H217ZM206 264H207V262H206ZM209 264H210V263H209ZM223 264H224V263H223ZM225 264H226V263H225ZM234 264H235V263H234ZM239 264H240V263H239Z\"/></svg>",
	"mask_w": 264,
	"mask_h": 264
}]
</instances>
